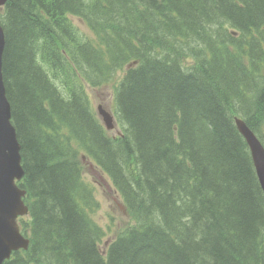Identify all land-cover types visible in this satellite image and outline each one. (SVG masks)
Returning <instances> with one entry per match:
<instances>
[{"label":"trees","instance_id":"1","mask_svg":"<svg viewBox=\"0 0 264 264\" xmlns=\"http://www.w3.org/2000/svg\"><path fill=\"white\" fill-rule=\"evenodd\" d=\"M2 22L31 240L5 264H264L263 190L235 122L264 144V0H11ZM82 80H117L123 136ZM82 155L134 220L106 248Z\"/></svg>","mask_w":264,"mask_h":264},{"label":"water","instance_id":"2","mask_svg":"<svg viewBox=\"0 0 264 264\" xmlns=\"http://www.w3.org/2000/svg\"><path fill=\"white\" fill-rule=\"evenodd\" d=\"M7 0H0L3 5ZM5 35L0 26V264L9 259L13 251L28 247L20 233L17 218L25 215L28 208L22 197L25 191L18 188L16 180L24 176L21 159V146L15 127L11 123V107L6 96L3 80V53ZM109 129L113 128L112 116L100 108ZM236 125L244 135L251 149L253 161L264 189V147L247 124L237 118Z\"/></svg>","mask_w":264,"mask_h":264},{"label":"rangeland","instance_id":"3","mask_svg":"<svg viewBox=\"0 0 264 264\" xmlns=\"http://www.w3.org/2000/svg\"><path fill=\"white\" fill-rule=\"evenodd\" d=\"M81 30L84 34L89 33L88 29L79 21ZM114 85L109 84L103 87L88 88V97L91 103V110L102 122V117L98 113L101 105L109 112L115 110ZM110 135L120 133V128L108 131ZM81 158V157H80ZM85 180L94 190L98 206L93 213L94 220L105 230L107 237L102 247L107 242L115 239L125 228L134 223L133 218L127 212L120 194L115 189L111 180L105 173L89 158L82 159ZM108 245V244H107Z\"/></svg>","mask_w":264,"mask_h":264},{"label":"bare ground","instance_id":"4","mask_svg":"<svg viewBox=\"0 0 264 264\" xmlns=\"http://www.w3.org/2000/svg\"><path fill=\"white\" fill-rule=\"evenodd\" d=\"M186 2H187V0H186ZM79 18V17H78ZM80 19H82V18H80ZM79 19V20H80ZM135 63H137V62H135ZM240 132V131H239ZM241 133V132H240ZM241 135L244 137V135L241 133ZM244 139L246 140V138L244 137ZM257 178H258V180H259V183H260V179H259V176H258V174H257ZM263 195H264V191H263Z\"/></svg>","mask_w":264,"mask_h":264}]
</instances>
